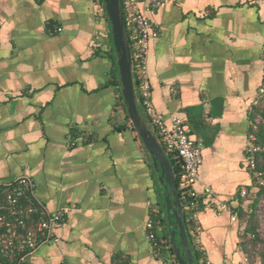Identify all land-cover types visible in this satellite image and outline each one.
Wrapping results in <instances>:
<instances>
[{"label": "crops", "instance_id": "crops-1", "mask_svg": "<svg viewBox=\"0 0 264 264\" xmlns=\"http://www.w3.org/2000/svg\"><path fill=\"white\" fill-rule=\"evenodd\" d=\"M104 12L100 0H0V186L26 176L48 211L68 208L58 243L27 264H178L153 158L130 128L116 130L125 121ZM145 16L160 30L147 56L153 107L168 126L180 117L202 150L196 188L212 191L201 205L203 248L216 264H247L238 214L248 201L238 193L253 186L244 149L264 0H171ZM150 220L156 238L168 236L159 253L146 239Z\"/></svg>", "mask_w": 264, "mask_h": 264}, {"label": "built area", "instance_id": "built-area-1", "mask_svg": "<svg viewBox=\"0 0 264 264\" xmlns=\"http://www.w3.org/2000/svg\"><path fill=\"white\" fill-rule=\"evenodd\" d=\"M122 10L125 30L129 31L132 42L130 63L133 82L139 101L149 118L158 141L166 155H174L179 160L180 174L177 190L180 189L179 200L182 214L185 213L187 237L194 249L199 253V264H216L206 255L201 242L200 212L202 202L212 195L211 188L200 184L199 169L202 165L201 148L191 140L185 130L183 120L174 115L170 118V125H166L162 114L155 111L151 102V91L148 79L147 56L150 40L160 35L159 27L150 21L145 13L152 12L171 0H119ZM145 8L142 9L141 5ZM102 11L96 13L97 17ZM57 32L61 29L57 28ZM100 36L96 33L95 41ZM262 79L257 90V102L264 99V50L262 53ZM171 92L175 94V90ZM263 148L256 143V139L249 134L244 149V166L252 179V189L242 188L238 195L247 201L254 187H264V174L257 168V155ZM3 188L0 197V264H27V260L41 247L55 245L58 238L55 229L66 220L68 208L63 207L56 212L48 211L34 194V183L26 177L17 178L10 186ZM146 239L152 243L154 252L159 253L160 244L156 241L152 221H147ZM118 264H126V257H120Z\"/></svg>", "mask_w": 264, "mask_h": 264}, {"label": "water", "instance_id": "water-1", "mask_svg": "<svg viewBox=\"0 0 264 264\" xmlns=\"http://www.w3.org/2000/svg\"><path fill=\"white\" fill-rule=\"evenodd\" d=\"M111 31V41L115 53L120 93L129 122L143 146L153 158V167L159 173V182L165 190L164 206L169 225L173 226L171 240L179 239L175 247L178 264H192L190 248L182 220V207L177 192V183L169 160L162 146L153 133L144 125L140 118L133 85L130 63V48L126 38V30L119 0H102ZM181 255L185 257L182 258Z\"/></svg>", "mask_w": 264, "mask_h": 264}, {"label": "trees", "instance_id": "trees-1", "mask_svg": "<svg viewBox=\"0 0 264 264\" xmlns=\"http://www.w3.org/2000/svg\"><path fill=\"white\" fill-rule=\"evenodd\" d=\"M100 4L103 5L102 0H100ZM104 15H105V18H106V21L108 24L107 33H108V38H109V46H110V50H111L110 52L112 54V52L114 53V49H113L112 41H111L110 25L108 23L107 16H106L105 12H104ZM126 38H127L128 44H129L130 51H132V42H131L129 31L127 28H126ZM111 71H112L111 72L112 80L110 82V85L114 88V91L116 92V100H115L116 106H119V103H120V106L122 108V112L124 114V121H125V125H123L121 127H117L116 130L117 131H124L127 128H130L136 134V132H135L133 126L131 125V123L129 122L128 116L126 114V109H125V106L123 104V99H122V96L120 93V83H119L118 75L116 72V65L114 63H113ZM133 85H134L137 109H138L140 118L142 119L141 111L143 108H142L141 102L139 101V97H138L137 91H136V85L134 82H133ZM250 120H251L250 134H252L255 137L256 143L264 149V99L261 101V103L257 104L256 106H254L251 109ZM153 135L158 140V137H157L155 131L153 132ZM136 136H137V134H136ZM166 156H167L169 163L171 165V168L174 172L176 183L178 184L179 174H180L179 160L174 155L168 154ZM257 168L259 171H261L264 174V150H263V152H261L257 155ZM3 191H4L3 188H1L0 189V197H2ZM177 192H178V194H180V189H178ZM258 194L264 195V187L259 188ZM181 203L183 204L182 200H181ZM238 216L241 218V220L245 224L244 233H243V237H242V239H243L242 245H243L244 252L247 254L248 251L252 252V250H254L256 248L257 244L261 241L259 239V237H257V235H256V230L258 228V222H257L254 215H248L246 212H243L241 210L239 211ZM182 220H183V224H184V227L186 230L187 224H186V220H185V213L182 214ZM153 226H154V224H153ZM263 226H264V222H263ZM186 235H187V233H186ZM176 238L179 241L177 236H176ZM164 239L156 238V241L160 244L161 248H163L164 244H169L168 236H166V238H164ZM187 239H188V245L190 248V253H191V258L193 260V264H198L197 262H199L200 255L194 249V247L192 246L191 241L189 240L188 237H187ZM261 244H262V247H261L257 256L260 258V264H264V241L261 242ZM175 262H176V260H175Z\"/></svg>", "mask_w": 264, "mask_h": 264}, {"label": "rangeland", "instance_id": "rangeland-1", "mask_svg": "<svg viewBox=\"0 0 264 264\" xmlns=\"http://www.w3.org/2000/svg\"><path fill=\"white\" fill-rule=\"evenodd\" d=\"M115 55V53H114ZM259 188L254 187V190L250 194V197L248 198L247 206H246V213L248 215H254L257 222H258V228L256 230V235L261 240L256 248L254 250L248 251L246 258H247V264H260V258L257 256L262 244L261 242L264 241V195L258 194ZM245 227V226H244ZM243 237V236H242ZM177 241V238H176ZM179 243V242H178Z\"/></svg>", "mask_w": 264, "mask_h": 264}]
</instances>
